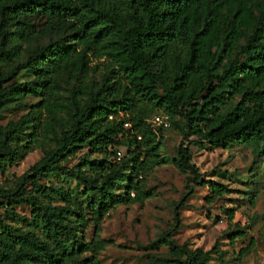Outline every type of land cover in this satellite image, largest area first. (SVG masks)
Masks as SVG:
<instances>
[{"label": "trees", "instance_id": "16d2710c", "mask_svg": "<svg viewBox=\"0 0 264 264\" xmlns=\"http://www.w3.org/2000/svg\"><path fill=\"white\" fill-rule=\"evenodd\" d=\"M64 30L71 39L36 47L20 60L22 45ZM96 60L102 61L92 64ZM100 66L105 77L96 84L91 74ZM22 71H32L33 78L19 81ZM65 85L71 86L66 95ZM235 95L240 101L226 110ZM26 97L38 101L18 122L0 126V174L49 140L55 148L13 189L0 186V264H101L94 256L109 244L99 237L105 216L154 197L144 178L165 161L153 116L185 121L173 165L188 175V191L176 220L194 186L208 185V202L227 192L201 179L188 143L214 149L239 141L264 156V0H0V112ZM120 145L125 154L113 163ZM83 149L102 159L85 156L66 169ZM58 175L83 184L91 194L86 206L73 190L46 184ZM120 183L123 193L115 190ZM56 199L63 205H52ZM23 204L32 208V230L5 223ZM91 223L94 237L86 241ZM244 236L239 228L229 238L234 243ZM162 246L179 264L209 259L208 251L168 234L150 243ZM254 247L252 238L239 255ZM87 253L91 260L81 258Z\"/></svg>", "mask_w": 264, "mask_h": 264}, {"label": "rangeland", "instance_id": "374dc122", "mask_svg": "<svg viewBox=\"0 0 264 264\" xmlns=\"http://www.w3.org/2000/svg\"><path fill=\"white\" fill-rule=\"evenodd\" d=\"M71 39L67 30L50 32L35 37L29 44L22 45L23 60L27 52L49 44L57 39ZM246 39L238 41L235 52L245 44ZM96 60L92 64L100 63ZM92 80L97 84L105 77V70L100 66L92 74ZM33 78L32 71H22L19 81ZM63 93L68 88L65 85ZM240 95L228 99L225 109L233 108ZM38 99L26 97L21 105L11 104L0 112V126L5 127L10 122H18L27 113L30 105ZM156 113H164L157 111ZM166 114V113H164ZM170 126L158 128L157 139L161 143L160 156L165 161L162 166L155 167L144 178V185L152 189L154 197L144 203L121 205L110 211L101 224L99 237L109 244L94 257L101 264H179L169 254L167 247L152 249L150 243L163 234H168L178 244H186L190 249L201 248L209 252L206 264H264V156L257 155V149L251 144L233 141L228 148H200L198 144H190L193 163L198 167L201 179L224 185L227 192L208 202L210 194L208 185L194 186L192 194L187 196L185 205L179 208V218L175 219L176 207L184 197L187 189V174L179 172L173 165L178 144L182 140L185 121L178 115H169ZM130 125H126L129 128ZM55 148V142L47 141L41 147L28 153L26 157L8 165L4 175L0 174V186L13 189L17 179L26 173L34 164L42 160ZM120 158L125 154L122 145L118 146ZM90 158L102 159V155H88L83 149L64 165L66 169H75L80 160ZM127 168V167H126ZM47 185L64 186L73 190L77 199L86 206L90 192H84V186L74 178L58 175L50 178ZM124 183L116 187V192L123 193ZM31 192V188L28 189ZM42 204L47 199L38 196ZM52 205H63L58 199L52 200ZM12 211L17 216H5V223L21 230H32V208L28 204L14 206ZM233 213L230 222L228 217ZM86 219L90 218L86 209ZM21 217H24L23 220ZM243 229L245 236L231 242L229 236L237 229ZM36 234L41 236V230ZM84 239L91 241L94 237V224L91 223L84 231ZM255 239V247L247 256L241 257L239 251L245 248L251 239ZM81 258L91 260L93 255L84 254Z\"/></svg>", "mask_w": 264, "mask_h": 264}, {"label": "built area", "instance_id": "2783aa9c", "mask_svg": "<svg viewBox=\"0 0 264 264\" xmlns=\"http://www.w3.org/2000/svg\"><path fill=\"white\" fill-rule=\"evenodd\" d=\"M151 123L153 126H162V127H169L170 126V120L167 115H155L151 119ZM118 158H120V152L117 153Z\"/></svg>", "mask_w": 264, "mask_h": 264}]
</instances>
